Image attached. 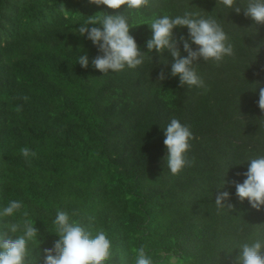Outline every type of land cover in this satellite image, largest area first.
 Instances as JSON below:
<instances>
[{
    "label": "trees",
    "instance_id": "16d2710c",
    "mask_svg": "<svg viewBox=\"0 0 264 264\" xmlns=\"http://www.w3.org/2000/svg\"><path fill=\"white\" fill-rule=\"evenodd\" d=\"M237 3L239 14L216 0H151L137 13L88 0H0V212L11 200L23 204L13 217L0 215V235L12 236L6 225L27 211L39 229L29 264H42L43 249L59 239L58 210L93 236L106 232L113 247L105 264H134L140 246L154 264H234L241 244L264 239V207L241 203L231 183L264 156V25L244 15L247 0ZM99 12H125L138 25L131 35L145 52L141 66L106 74L92 66L100 53L76 29ZM186 12L216 18L234 48L219 65L194 64L204 87H180L170 52L146 47L145 23ZM173 33L188 39L186 27ZM84 54L87 68L77 63ZM162 70L167 78L158 81ZM172 118L194 137V162L177 175L163 144ZM23 147L36 155L26 159ZM222 191L230 196L218 209Z\"/></svg>",
    "mask_w": 264,
    "mask_h": 264
},
{
    "label": "clouds",
    "instance_id": "9594fccd",
    "mask_svg": "<svg viewBox=\"0 0 264 264\" xmlns=\"http://www.w3.org/2000/svg\"><path fill=\"white\" fill-rule=\"evenodd\" d=\"M90 4L104 5L109 9L119 10L125 7V12H141L151 4V0H88ZM222 4L226 8L234 10L237 14L241 12L237 0H216V4ZM124 12V13H125ZM87 16V19L76 29L80 36H86L95 45L100 54L92 59V66L106 74L109 70L121 71L126 66L135 69L144 62V54L140 50L124 13L109 15ZM244 15L251 18L255 25H264V0H247L244 7ZM152 31L151 38L146 41L148 52L155 50L158 54L169 51L174 58L171 65L172 77H179L180 87L187 85L189 88L204 87L203 79L197 74L194 64L201 58L207 62L213 60L219 65L226 56L234 55L233 45L223 30L222 25L214 17H197L194 13L186 12L183 16L171 17L167 14L154 18L145 23ZM92 25V27H89ZM101 25L102 27H97ZM141 25V24H139ZM188 29V39L183 36L177 41L173 30L176 28ZM189 40L191 43H189ZM183 43L186 57L181 56L178 43ZM196 45L193 49L192 45ZM83 68L89 66L87 54L78 59ZM167 77L163 70L160 72L158 81ZM25 102L28 97L22 98ZM258 106L264 112V87L259 89ZM21 106H17V111ZM163 144L167 149L166 162L171 174H179L185 166H191L194 159L190 160L187 153L191 149L190 141L194 138L190 128L183 125L178 119L172 118L163 130ZM21 155L26 159L34 157L36 153L28 147L20 149ZM246 177L242 183L232 181L235 186L236 196L241 203L245 199L251 207L260 210L264 207V156L250 159L247 171L243 173ZM230 194L222 191L216 195V207L223 208L224 201L229 199ZM231 209L233 205L227 204ZM23 208L19 200H11L3 208L0 215L13 217ZM24 219L19 222L7 224L8 232L0 235V264H29L28 244L34 241L39 229L29 219L27 211L22 213ZM76 215V213H73ZM58 240L54 241L53 247L43 249L42 264H105L112 256V242L103 229L93 234L79 221L70 220L66 211L58 210L53 221ZM22 234L16 236L18 231ZM240 253L235 258L234 264H264V239H256L252 243H243L239 246ZM135 253L134 264H154L153 259L146 252L144 246L133 249Z\"/></svg>",
    "mask_w": 264,
    "mask_h": 264
}]
</instances>
